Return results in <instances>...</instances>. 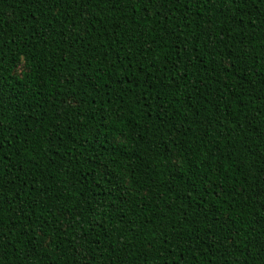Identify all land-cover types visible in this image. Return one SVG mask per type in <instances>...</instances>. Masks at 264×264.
I'll return each instance as SVG.
<instances>
[{
  "label": "trees",
  "instance_id": "16d2710c",
  "mask_svg": "<svg viewBox=\"0 0 264 264\" xmlns=\"http://www.w3.org/2000/svg\"><path fill=\"white\" fill-rule=\"evenodd\" d=\"M0 264H264V0H0Z\"/></svg>",
  "mask_w": 264,
  "mask_h": 264
}]
</instances>
